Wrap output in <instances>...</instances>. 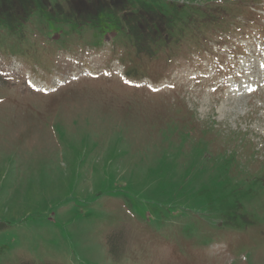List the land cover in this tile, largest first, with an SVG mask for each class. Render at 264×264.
I'll return each instance as SVG.
<instances>
[{"label":"rangeland","instance_id":"374dc122","mask_svg":"<svg viewBox=\"0 0 264 264\" xmlns=\"http://www.w3.org/2000/svg\"><path fill=\"white\" fill-rule=\"evenodd\" d=\"M0 264H264V0H0Z\"/></svg>","mask_w":264,"mask_h":264},{"label":"snow or ice","instance_id":"6c2138e0","mask_svg":"<svg viewBox=\"0 0 264 264\" xmlns=\"http://www.w3.org/2000/svg\"><path fill=\"white\" fill-rule=\"evenodd\" d=\"M170 87H174V85H170Z\"/></svg>","mask_w":264,"mask_h":264}]
</instances>
